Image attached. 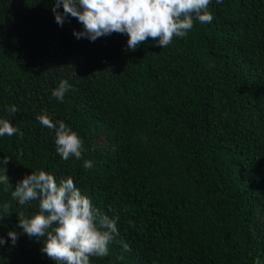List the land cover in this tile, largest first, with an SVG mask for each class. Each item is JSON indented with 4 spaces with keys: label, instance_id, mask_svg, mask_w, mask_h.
<instances>
[{
    "label": "trees",
    "instance_id": "1",
    "mask_svg": "<svg viewBox=\"0 0 264 264\" xmlns=\"http://www.w3.org/2000/svg\"><path fill=\"white\" fill-rule=\"evenodd\" d=\"M54 3L0 0V118L18 128L0 137L10 178L0 215L5 203L11 212L0 264H57L19 226L39 202L11 196L37 170L71 176L119 217L109 254L90 264H264V0H210L211 23L135 50L122 33L77 39L83 25L70 15L59 25ZM62 80L71 88L59 101ZM44 110L78 133L80 159L57 153L55 131L37 120Z\"/></svg>",
    "mask_w": 264,
    "mask_h": 264
},
{
    "label": "clouds",
    "instance_id": "2",
    "mask_svg": "<svg viewBox=\"0 0 264 264\" xmlns=\"http://www.w3.org/2000/svg\"><path fill=\"white\" fill-rule=\"evenodd\" d=\"M222 3V0H216ZM63 5V12L59 9ZM210 0H55L52 11L56 22L63 26L67 16L75 17L83 25L82 31H74L77 39L95 41L113 32L128 35L127 47L135 50L149 37L158 45L167 47L174 37H186L193 28L194 19L201 24L211 23L213 15L209 11ZM71 88L62 80L52 95L63 101ZM19 109L13 105L8 112L15 114ZM41 125L55 131L56 151L65 161L71 157H82L83 141L78 133L63 120L54 122L47 110L37 116ZM18 132L12 122L0 118V137L13 136ZM9 158L4 157L8 164ZM90 169V160L84 162ZM0 183L9 184L7 174L0 175ZM7 190V189H5ZM20 205L32 201L39 202V211L31 217L18 213L19 226L30 238H44L41 249L57 264H90V257H105L109 254V244L119 235L117 220L96 209L90 198L82 194L71 176L59 181L54 174L45 170L33 171L19 181L11 193ZM10 205H3L0 220L11 212ZM8 236L13 245L18 233L10 231ZM6 241L0 237V246ZM125 251H130L127 243ZM254 264H261L259 257Z\"/></svg>",
    "mask_w": 264,
    "mask_h": 264
}]
</instances>
